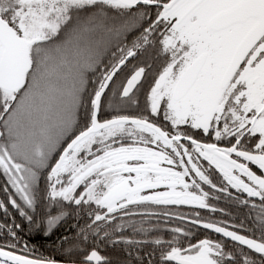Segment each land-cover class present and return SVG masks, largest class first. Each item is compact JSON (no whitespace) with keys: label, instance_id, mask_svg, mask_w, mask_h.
Segmentation results:
<instances>
[{"label":"snow or ice","instance_id":"1","mask_svg":"<svg viewBox=\"0 0 264 264\" xmlns=\"http://www.w3.org/2000/svg\"><path fill=\"white\" fill-rule=\"evenodd\" d=\"M0 264H264V0H0Z\"/></svg>","mask_w":264,"mask_h":264}]
</instances>
